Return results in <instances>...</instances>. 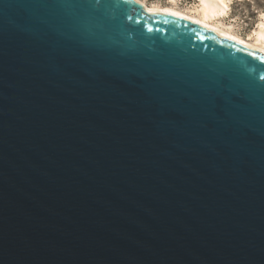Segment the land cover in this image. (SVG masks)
Listing matches in <instances>:
<instances>
[{
    "label": "water",
    "instance_id": "1",
    "mask_svg": "<svg viewBox=\"0 0 264 264\" xmlns=\"http://www.w3.org/2000/svg\"><path fill=\"white\" fill-rule=\"evenodd\" d=\"M262 76L142 0H0V264H264Z\"/></svg>",
    "mask_w": 264,
    "mask_h": 264
},
{
    "label": "bare ground",
    "instance_id": "2",
    "mask_svg": "<svg viewBox=\"0 0 264 264\" xmlns=\"http://www.w3.org/2000/svg\"><path fill=\"white\" fill-rule=\"evenodd\" d=\"M142 1L151 11L160 10L178 13L264 52V14H262L261 21L247 36L239 33L234 28V23L224 21L225 17L229 16L231 4L234 0H197V4L189 7H181L178 5L177 0H168L166 4L157 1L148 4L145 0Z\"/></svg>",
    "mask_w": 264,
    "mask_h": 264
},
{
    "label": "rangeland",
    "instance_id": "3",
    "mask_svg": "<svg viewBox=\"0 0 264 264\" xmlns=\"http://www.w3.org/2000/svg\"><path fill=\"white\" fill-rule=\"evenodd\" d=\"M148 4L159 2L166 4L168 0H145ZM181 7H189L197 4V0H177ZM264 14V0H234L231 4L229 16L225 22L234 23V28L244 36L261 21Z\"/></svg>",
    "mask_w": 264,
    "mask_h": 264
},
{
    "label": "snow or ice",
    "instance_id": "4",
    "mask_svg": "<svg viewBox=\"0 0 264 264\" xmlns=\"http://www.w3.org/2000/svg\"><path fill=\"white\" fill-rule=\"evenodd\" d=\"M129 19H131V17ZM261 79H264V76H262Z\"/></svg>",
    "mask_w": 264,
    "mask_h": 264
}]
</instances>
